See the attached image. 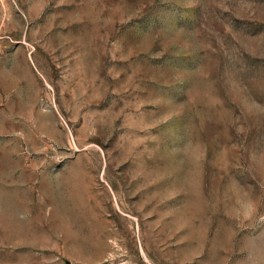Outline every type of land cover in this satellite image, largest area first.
Instances as JSON below:
<instances>
[{"label":"rangeland","instance_id":"rangeland-1","mask_svg":"<svg viewBox=\"0 0 264 264\" xmlns=\"http://www.w3.org/2000/svg\"><path fill=\"white\" fill-rule=\"evenodd\" d=\"M0 264H264V0H0Z\"/></svg>","mask_w":264,"mask_h":264}]
</instances>
